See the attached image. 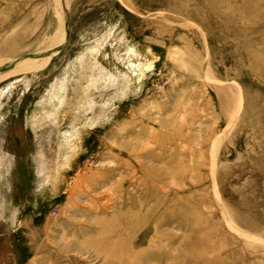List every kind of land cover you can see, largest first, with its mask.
Returning a JSON list of instances; mask_svg holds the SVG:
<instances>
[{"label": "rangeland", "instance_id": "obj_1", "mask_svg": "<svg viewBox=\"0 0 264 264\" xmlns=\"http://www.w3.org/2000/svg\"><path fill=\"white\" fill-rule=\"evenodd\" d=\"M2 47L0 264H264V0H0Z\"/></svg>", "mask_w": 264, "mask_h": 264}, {"label": "bare ground", "instance_id": "obj_2", "mask_svg": "<svg viewBox=\"0 0 264 264\" xmlns=\"http://www.w3.org/2000/svg\"><path fill=\"white\" fill-rule=\"evenodd\" d=\"M2 49H3V51H1L0 50V62H5L6 60H9V58L12 56V51L10 50L9 51V49H7L6 47L5 48H3L2 47ZM233 224H234V222H232ZM230 226H232V225H230ZM234 227H235V224H234ZM235 228H237V226L235 227ZM237 231H238V229H237ZM239 233H240V231H239ZM244 237V236H243ZM246 237H248V236H246ZM261 238V237H260ZM244 240L246 239V238H243ZM250 239H252V238H250ZM248 240V239H247ZM256 240V239H255ZM259 240V239H258ZM157 242V241H156ZM246 242V241H245ZM251 242V241H250ZM246 243H248V242H246ZM244 245V244H243ZM251 245V244H250Z\"/></svg>", "mask_w": 264, "mask_h": 264}]
</instances>
